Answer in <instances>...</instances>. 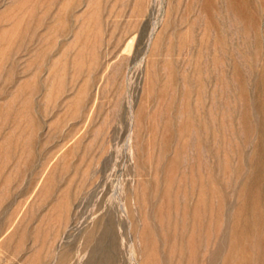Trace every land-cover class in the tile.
Masks as SVG:
<instances>
[{"label": "rangeland", "instance_id": "obj_1", "mask_svg": "<svg viewBox=\"0 0 264 264\" xmlns=\"http://www.w3.org/2000/svg\"><path fill=\"white\" fill-rule=\"evenodd\" d=\"M0 264H264V0H0Z\"/></svg>", "mask_w": 264, "mask_h": 264}]
</instances>
